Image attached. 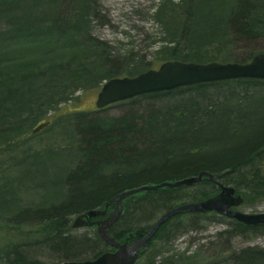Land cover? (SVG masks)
I'll list each match as a JSON object with an SVG mask.
<instances>
[{
    "label": "rangeland",
    "instance_id": "1",
    "mask_svg": "<svg viewBox=\"0 0 264 264\" xmlns=\"http://www.w3.org/2000/svg\"><path fill=\"white\" fill-rule=\"evenodd\" d=\"M165 1L57 0L52 13L53 0H0V9H14L0 11V131L22 123L14 136L0 140V234L5 236V227L22 213L54 211L73 197L74 175L92 161L84 140L85 117H94L101 128L116 119L133 124L159 105L155 99L137 97L97 110L98 93L108 76L157 69L174 57L251 60L256 50L264 49V0H248L245 13L243 0ZM238 15L253 39L237 32ZM82 74L89 80L75 82ZM257 108L262 119L260 105L248 103L245 112ZM122 165L107 166L105 175ZM218 181L244 198L236 210L264 211V192ZM97 185L84 180L80 188L89 192ZM114 209L113 203L109 211ZM79 214L69 210L66 216L72 223ZM166 222L167 241L153 236L136 264L160 263L169 256L176 264H237L233 258L240 250L264 248V228L235 233L237 220L216 212L192 222L187 214ZM154 223L143 221L135 227L145 231ZM25 226L36 224L26 221ZM72 230L90 238L98 232L97 226ZM48 252L35 248L30 254L57 264Z\"/></svg>",
    "mask_w": 264,
    "mask_h": 264
},
{
    "label": "trees",
    "instance_id": "2",
    "mask_svg": "<svg viewBox=\"0 0 264 264\" xmlns=\"http://www.w3.org/2000/svg\"><path fill=\"white\" fill-rule=\"evenodd\" d=\"M56 3L57 0H53L52 13ZM242 5V12L245 13L248 0H243ZM28 7L26 5L24 10L28 11ZM3 10L14 11L0 9ZM241 18L238 15L236 20L237 32L246 39H253L250 37L251 29ZM257 52L264 53V49H258L253 54ZM229 58L174 57L167 60L207 63L232 61ZM233 61L245 63L250 59ZM150 68L136 73L114 72L107 80L135 76ZM74 80L88 81L89 77L82 74ZM11 94L19 100L15 92L11 91ZM138 97L159 102L140 122L129 124L124 119H116L101 128L94 117L88 115L83 119L86 125L84 140L92 161L88 168L74 175L73 197L65 206L54 211H26L19 215L14 225L5 227L6 235L0 234V239L4 238L0 243V264H46L30 254L35 248L49 249V256L57 260V264L72 259L96 258L110 247L98 232L93 238L73 233V222L67 218V212L82 213L100 208L120 193L146 184L176 181L208 171L224 182L238 187L246 186L258 193L264 192V117L260 118L258 108L250 114L245 112L248 103H255L257 107L260 105V110L264 112V79L239 78L200 83ZM21 124L0 131V140L14 136L20 131ZM120 162L122 166L127 164V169L117 167L110 176L105 175L107 166H117ZM128 162H134V167H130ZM84 180L98 182L99 186L84 192L80 188ZM217 192V184L205 177L191 186L163 187L132 195L124 201L123 213L110 229L111 235L119 241H124L130 234L142 238L151 228L140 230L138 226L135 227L136 224L156 222L162 213L177 204L201 201ZM184 214L190 215L192 222L208 213L184 212L176 217ZM26 221H34L36 226L27 228ZM166 224L160 226L154 238H169V233L164 232ZM261 228L264 226L249 227L236 222L234 232L244 234ZM233 259L237 264H264V248H245ZM149 264L176 263L174 257L169 256L160 263L151 261Z\"/></svg>",
    "mask_w": 264,
    "mask_h": 264
},
{
    "label": "water",
    "instance_id": "3",
    "mask_svg": "<svg viewBox=\"0 0 264 264\" xmlns=\"http://www.w3.org/2000/svg\"><path fill=\"white\" fill-rule=\"evenodd\" d=\"M238 78L264 79V53L256 54L247 63H224L218 61L197 63L170 60L162 63L158 69H149L133 77H113L103 84L98 93L96 106L98 109H102L111 104L129 100L143 94L170 91L198 83ZM41 128L42 125L34 131L37 132ZM204 175L213 180L212 174L203 172L198 176L188 177L177 182L145 185L124 191L118 195L114 212L110 213L107 218L99 221L95 219L107 215L109 203L104 210L91 209L79 215L73 223L74 228L88 227L96 223L100 236L108 245L114 247L116 250L104 252L94 259L64 261L61 264H135L140 256L141 248H147L148 241L155 235L159 227L171 217L186 211L195 213L217 211L222 215L237 219L247 226L264 225V212L244 213L232 209V207L241 205L243 198L240 195L235 196V188L220 184L221 192L217 195L200 202L183 204L165 212L142 239L129 244L128 240L125 243H121L111 236L110 228L121 216V205L127 197L142 191L156 190L161 187L193 185L200 182ZM131 237L132 235H130Z\"/></svg>",
    "mask_w": 264,
    "mask_h": 264
},
{
    "label": "bare ground",
    "instance_id": "4",
    "mask_svg": "<svg viewBox=\"0 0 264 264\" xmlns=\"http://www.w3.org/2000/svg\"><path fill=\"white\" fill-rule=\"evenodd\" d=\"M43 123H41L40 125H38L37 127H35L34 129H33V132H35L34 130L35 129H37L39 126H41ZM203 172H206V173H209L208 171H201L200 173H198L197 175H193V176H189V177H194V176H198V175H200L201 173H203ZM209 174H211V173H209ZM185 178H188V177H185ZM185 178H183V179H185ZM180 180H182V179H180ZM180 180H176V181H171V182H177V181H180ZM220 181H222L221 179H219ZM213 182H215L216 184H222L221 182H219L218 181V179L216 178V176H213V180H212ZM179 186H183V185H179ZM187 186V185H186ZM178 187V186H177ZM172 188H175V187H172ZM115 223H117V222H114L113 224H112V226H111V228L115 225ZM90 259H94V258H90ZM86 260H88V259H86ZM66 261H80V260H76V259H72V260H66Z\"/></svg>",
    "mask_w": 264,
    "mask_h": 264
}]
</instances>
